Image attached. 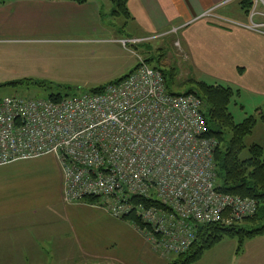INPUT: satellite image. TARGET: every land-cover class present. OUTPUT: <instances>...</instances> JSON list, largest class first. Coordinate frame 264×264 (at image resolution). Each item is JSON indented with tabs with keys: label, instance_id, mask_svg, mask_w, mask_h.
Masks as SVG:
<instances>
[{
	"label": "built area",
	"instance_id": "1",
	"mask_svg": "<svg viewBox=\"0 0 264 264\" xmlns=\"http://www.w3.org/2000/svg\"><path fill=\"white\" fill-rule=\"evenodd\" d=\"M206 128L202 100L170 95L162 73L141 58L101 94L0 100V167L54 157L65 204L99 198L115 219L134 213L146 228L133 227L156 254L171 259L192 246L199 225L232 226L257 211L256 201L217 191V142L205 137ZM133 197L159 205H136Z\"/></svg>",
	"mask_w": 264,
	"mask_h": 264
},
{
	"label": "crops",
	"instance_id": "2",
	"mask_svg": "<svg viewBox=\"0 0 264 264\" xmlns=\"http://www.w3.org/2000/svg\"><path fill=\"white\" fill-rule=\"evenodd\" d=\"M234 3L243 13L240 0H130L129 21L141 32L121 40L156 41L182 33L184 61L192 65L188 70L241 91L234 105L243 109L244 92L264 98V27L253 31L248 29L251 23L231 18L228 11ZM103 7L111 16L109 0H88L85 4L73 0H0V38L15 39L19 33L50 37L71 32L80 36L107 33ZM137 66L138 62L123 77ZM258 109L255 111L260 115ZM36 160L38 165L44 163ZM31 161L0 167V264H89L90 259H95L91 264H165L130 222L115 219L98 203L65 204L61 170L27 164ZM41 181L51 189L44 195V204L40 203L42 197L35 202L36 191L32 190ZM51 208L52 215L41 214ZM90 218L109 223L105 238L85 235L84 229L92 226ZM252 254L254 259L264 256V236L246 242L238 255L242 261Z\"/></svg>",
	"mask_w": 264,
	"mask_h": 264
},
{
	"label": "rangeland",
	"instance_id": "3",
	"mask_svg": "<svg viewBox=\"0 0 264 264\" xmlns=\"http://www.w3.org/2000/svg\"><path fill=\"white\" fill-rule=\"evenodd\" d=\"M252 1L253 7L249 16L240 11L238 3L230 6L229 16L248 23H263L264 16L258 14H264V4L260 0L258 3L256 0ZM102 9L105 15L103 27L107 33L103 32L96 36L89 34L80 36V33L71 32L64 36L52 37L19 33L14 37L15 39L9 40L7 36L0 38V100L14 96L46 98L47 94L72 98L89 92L93 87L101 86L102 83L113 82V80L116 81L115 79L125 76L128 70L134 68L137 62L139 63L141 58L150 59V67L153 69L171 70L176 68L178 75L175 82L179 87L175 92L190 91L194 87L195 81H204L210 85L222 84L219 81L206 79L199 71L191 69V73L188 70L192 65L190 62L184 61L182 49L179 47V37L182 33L165 35L160 40L139 43L137 46L129 45L124 48L121 44L115 43L116 40L136 35L140 31L138 26L121 17L112 18L108 15L106 7ZM159 57H161L160 64ZM11 83L18 84L11 86L9 85ZM84 84H90L93 87H85ZM240 104L244 106L243 109L234 104L230 107L237 123H242L250 116L260 118L261 115L255 111L257 108H259V114L263 113L264 115V98L250 97L248 92H244ZM245 145L248 148L260 145L264 149V121H259L253 133L246 138ZM247 157L248 153L245 152L244 158ZM39 160L44 163L38 165L37 162L40 161L33 160L27 164H36L38 168L43 169L53 170L57 167L60 169L57 160L52 156H45ZM32 190L36 191L35 202H39L41 197L43 198L44 201L40 202L41 204L47 201L44 195L51 191L50 187L42 181L36 183ZM51 209L50 212L48 209H44L41 214L52 215L53 208ZM91 222L92 226L84 229L85 235L105 238L108 228L111 227L109 223L101 224L94 219H91ZM237 245L236 240L226 239L207 252L195 264H257L259 262L264 264V256L254 259L253 254L241 261L240 255L235 254ZM123 249L127 251L128 248L125 245ZM118 250L123 253L122 249L118 248ZM171 259L162 261L167 264ZM88 262H90L89 264L94 263L95 259H90Z\"/></svg>",
	"mask_w": 264,
	"mask_h": 264
},
{
	"label": "trees",
	"instance_id": "4",
	"mask_svg": "<svg viewBox=\"0 0 264 264\" xmlns=\"http://www.w3.org/2000/svg\"><path fill=\"white\" fill-rule=\"evenodd\" d=\"M73 1L79 4L88 2V0ZM109 1L113 7L111 13L113 18L121 17L127 21L131 20L128 8L130 0ZM239 4L242 11L249 16L253 7V1L240 0ZM160 59L161 57H159V64ZM143 60L150 66V59L143 58ZM154 69L160 71L164 76L166 89L170 95L176 97L196 95L202 100L207 125L205 137L217 142L214 154L217 191L243 199L254 200L258 206L254 216L236 225L225 226L220 223L199 225L197 227L196 240L192 246L185 253L172 258L167 264H195L207 252L226 239L237 241V253L240 254L246 242L264 236V149L260 145H253L249 148L245 145L246 138L253 133L259 121H264V115L260 113V118L250 116L242 123H237L230 111V107L232 104L237 103L241 91L221 84L210 85L203 81H195L194 87L190 91L185 93L175 92L177 87H179L175 82V78L178 75L177 69ZM126 77L101 85L86 93L93 95L101 94L105 91L107 85L121 82ZM17 84L11 83L9 85L16 86ZM67 97L47 94V97L43 99L58 102ZM245 152L248 153L247 158H244ZM132 200L136 205H144L146 207L159 205L154 204L155 201L139 197H133ZM85 202L96 204L99 202V198H89ZM160 207L162 206L160 205ZM126 221L136 224L142 229L146 228L134 213L126 218Z\"/></svg>",
	"mask_w": 264,
	"mask_h": 264
}]
</instances>
